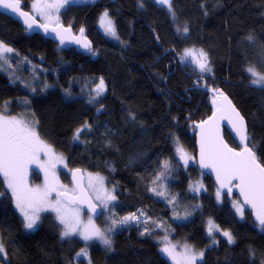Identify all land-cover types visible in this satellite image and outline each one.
I'll use <instances>...</instances> for the list:
<instances>
[{"label":"trees","instance_id":"1","mask_svg":"<svg viewBox=\"0 0 264 264\" xmlns=\"http://www.w3.org/2000/svg\"><path fill=\"white\" fill-rule=\"evenodd\" d=\"M32 1L22 0L23 8L30 11ZM142 4L141 0H97L69 6L62 21L76 32L85 27L94 42L89 51L32 34L0 12V40L40 67L38 87L46 90L33 96L0 71V108L9 102L0 114L38 122L40 136L66 157L69 167L105 176L116 190L120 216L142 210L169 219L175 239L204 252L197 264H264V230L253 221L250 209L240 218L228 196L217 199L210 176L197 165L183 168L176 158L178 145L197 154L196 124L213 113L215 88L228 94L246 118L249 145H256L253 150L264 163V90L252 85L245 71L250 64L264 69L257 54L264 44V0H171V12L150 0ZM104 10L114 19L123 45L99 32ZM174 17L187 26L188 34L175 30ZM250 33L255 44L246 40ZM186 48L203 49L212 71L202 74L182 63ZM88 77L96 81L103 77L108 86L92 103L91 94L79 93ZM129 113H135V121L128 118ZM85 122L92 128L74 140ZM224 134L238 148L226 129ZM162 172L173 195L183 204L199 207L189 221L176 223L168 206L150 193L149 184ZM44 173L34 168L32 183L42 181ZM202 174L207 188L194 194L191 183ZM58 177L69 181L65 172ZM0 192L4 193L0 196V238L7 251L5 264H69L86 247L79 239L63 240L51 215L42 218L37 230L26 229L2 175ZM206 218L218 225L215 235L208 234ZM97 220L108 225L102 216ZM223 231L232 233L234 243L227 242ZM89 252L92 264H173L158 243L141 235L137 225L113 233L110 249L92 244Z\"/></svg>","mask_w":264,"mask_h":264},{"label":"snow or ice","instance_id":"2","mask_svg":"<svg viewBox=\"0 0 264 264\" xmlns=\"http://www.w3.org/2000/svg\"><path fill=\"white\" fill-rule=\"evenodd\" d=\"M69 3V0H58L56 3H48L47 0H36L31 7L37 12L47 23L38 25L43 28L45 33L51 31L60 37V43H65L63 32H70V29L62 31L50 25L54 22L52 16L53 11H59L61 7ZM159 3L167 5L169 11L172 10L171 0H159ZM142 0H141V5ZM0 8L10 10L16 13L19 17H23L27 29H32L37 23L36 18L29 12L22 10V0H0ZM175 16V13L172 12ZM58 23V17L55 18ZM101 25L104 31L116 37V29L113 21L109 18L108 12L105 11L100 18ZM177 31H180L178 28ZM182 31L188 32L187 26H184ZM84 29H80L81 37H83ZM118 38V37H117ZM77 43L84 48H89V42L86 39L72 37ZM246 40L255 44V37L251 33L246 37ZM14 49L9 47L4 41L0 40V61L7 63L6 54L13 53ZM259 66L264 68V44H261L258 49ZM181 60H188L195 64L200 73H210L212 67L209 63L208 54L203 49L186 48L183 50ZM245 71L250 74V83L264 90V72L258 71L255 64H250ZM95 95L89 100V103L96 101L106 91V85L103 77L99 78V83L94 88ZM214 93L212 103L215 106V111L207 120L202 121L199 125L200 132V165L202 168H211L216 173L219 188L217 189V199L221 196V191L227 188L231 194L233 187L236 188L243 201H234V206L237 213L243 217L245 205L250 206L255 214V219L258 221V227L264 230V163L253 150L256 145L251 143L250 136L247 132L244 117L236 110L231 101L227 99L223 92L219 89H212ZM27 103V101H25ZM8 101L4 102L3 108H0V113L7 110ZM101 107H103L101 105ZM99 112L100 109L98 108ZM129 119L135 121V113H129ZM227 119L229 124L235 129L241 143L240 150L229 147L223 140L219 132V122ZM38 122L32 121L28 123L24 119H19L14 116L0 114V175L4 177L7 189L11 190L12 197L15 199L16 207L20 210L24 217V227L33 229L40 219V213L51 209L57 214V218L64 226L61 237H71L74 234L79 235L84 241L98 240L107 248H111L112 240L107 234L117 224H127L129 221L138 220L135 213L122 217L119 220L113 219L112 226L107 231H102L95 225L91 217L87 224H84L80 219V205L87 203L89 210L96 212L97 206L92 203L93 197L89 195V190L95 193L94 199L99 205L107 208L111 201L116 200V197L111 191L104 187V177L99 174L93 176L89 174L87 190L83 187L82 176L80 170L73 171L74 187L67 188L61 185L55 175V165L63 163L64 157L55 154L51 145L44 141L35 125ZM92 125L85 122L76 130L73 139L79 140L81 134L85 130H90ZM181 154V159L187 165L190 157L183 152L182 148L177 149ZM48 157L46 163L40 162V155ZM39 164L45 170V181L43 185L32 187L28 184L29 165ZM168 167L165 162V168ZM164 173L156 179L159 180ZM155 182V181H154ZM199 190V188L195 189ZM155 191V189H153ZM55 193L56 199H52ZM163 194V193H158ZM4 193L0 192V196ZM213 223L209 221L208 234L211 236L214 229ZM148 229L145 228V232ZM145 233H141L144 235ZM222 235L227 238L229 244L234 243V237L231 232L223 231ZM166 239V238H165ZM215 243V241H214ZM162 252L170 256L175 264H197L199 259H202L204 252H194L189 246L185 245L182 253L175 252V246L165 244ZM251 255L255 256V251L249 249ZM86 248H82L76 253L77 257L87 256ZM7 251L3 240L0 239V258H6Z\"/></svg>","mask_w":264,"mask_h":264},{"label":"rangeland","instance_id":"3","mask_svg":"<svg viewBox=\"0 0 264 264\" xmlns=\"http://www.w3.org/2000/svg\"><path fill=\"white\" fill-rule=\"evenodd\" d=\"M96 1L97 0H69V3H67L63 7H61L59 9V11H53L52 16L54 18V22L51 25H58L60 23H63V21H62V13L69 6L92 4V3H95ZM150 1L155 2L158 6H161V7L164 6V7L168 8L167 5H163V4L159 3V0H150ZM34 2H36V0H33L31 2V5ZM47 2L48 3H56V2H58V0H47ZM105 11L108 12L109 18L114 23V27H115L116 33H117L116 37H113V36L107 34L104 31V27L101 25L100 18H101L102 14ZM30 12H32L34 14V16L39 21H41L42 23H47L48 22L44 18H42L37 12H35L32 9L31 6H30ZM56 17H58V21H59L58 23L55 22V18ZM100 18H99V22H98L99 32L102 33L103 35H105L106 38L109 41H111L112 43H114V44H122L123 45L124 43L120 40V36L118 34V31H117L116 23H115L114 19L111 17L109 11L108 10H104L101 13ZM174 20H175V24H176L175 25V30L177 31V29L179 28L180 31H177V32H179L180 34L181 33L182 34H188V32L184 33L182 31V29L184 27L183 26L184 25L183 22H180L175 17H174ZM9 47H11V46H9ZM11 48H13V47H11ZM13 49H14L13 53L6 54V58H7V61H8L7 63H5L4 61H0V71H3L4 73H6L10 77V80H11L12 84L22 85L33 96L41 95L43 93L45 94L46 90H44V88L42 89V88L38 87L39 86L38 84H40L42 82V78H41V75H40V70L37 69L39 66L36 65L35 63H33L32 61H30L29 59L25 58L24 56L20 55L15 48H13ZM181 62L191 65L194 69H197L198 72H199V69L196 67V65L191 63L190 61H188V60L182 61L181 60ZM257 70L261 71V72H264V69L262 70V69L257 68ZM98 83H99L98 80L96 81L95 79H90L89 77L86 78V81H84L82 83V85H81V88H79V91H80L79 93L81 95H83V96H90L89 94H91L90 97L94 96L95 93H94L93 90H94L96 84H98ZM106 87L108 89V86H106ZM14 117H17L19 119H24L23 117H20L18 115L17 116L14 115ZM24 120L27 121L30 124L32 123V120L29 121L27 118H25ZM46 143L49 144L48 142H46ZM178 148H182L183 152L187 155V157H190V159L188 160L187 165H185L184 160L181 159L180 152H178V151L176 152V158H177L179 164L183 168L186 169V168H189L190 165H197V158H196V155L194 154L193 151H190L188 148H185L183 145H178ZM52 149L54 150L55 154L62 155L64 157L63 163H57L55 165V175L58 178V181H59V183L61 185H65V186H67V188L72 189L73 185L71 184V181H70V175H71L72 168L69 167L68 161H67L66 157L63 154H61L60 152L56 151L54 149V147H52ZM47 161H48V157H46L43 154H41L40 155V162L41 163H46ZM37 167L40 168L42 171H45L44 168L39 166V164H31V165H29L27 179H28V184L30 186H32V187H35V186H38V185H43L44 181H45V173H44V178L42 179V181H40L39 183H32V181H31L32 171H33L34 168H37ZM61 172L67 173V176L69 177V181L68 182L62 181L58 177V174L61 173ZM84 172H85L86 177H87L86 186H88L89 174H91L93 176L99 174V173H95V172H90L88 170H84ZM99 175L104 177V187L106 189H108L109 191H111L112 194L116 197V200L111 201L107 208H104L103 206L99 205V203L94 199L96 201V203L103 210V212H102V220L106 221V223H108V225H106V226L102 225L99 222V220L94 218L91 214H88L87 212H85L81 207L79 208L80 219H81V221L84 224H87L89 218L91 217L92 221L95 223V225L97 227H99L102 231H107V229L112 226V220L113 219L119 220L120 218L128 216L129 214H127L125 216H120L118 214V212H117L118 197H117V194H116V190L112 186L108 185L105 176H103L101 174H99ZM157 176H160V174L157 175ZM204 178L205 177L202 174L197 179L193 180V182L191 183V186H190V189H191L192 193L200 194L204 190H206L207 186H206ZM197 188H199L198 191L195 190ZM153 189H155V191H153ZM149 191H150V193L153 196H155L156 199H159V200L163 201L168 206V208L170 209V216L175 220L176 223L189 221L195 215V213L200 211V209H199V207L197 205H192V204L186 205V204H183L178 199V197L176 195H173L167 189V184H166V181L164 179V175L159 180H157L156 178L154 180H152L151 184H149ZM89 192L92 195V197L94 198L95 193H92L90 190H89ZM158 193H163V194L161 195V194H158ZM224 196H226V195L222 194V192H221L220 199L222 198V201L225 198ZM52 199L53 200L56 199L55 193H53ZM234 201H240L241 202V200L239 198L232 197V198H230V204H231V207H232L233 211L240 218L244 219L246 217V215H247L246 214L247 213L246 212L247 208L245 207L244 216L241 217L236 211V208L234 206ZM18 211H19L20 215L22 216V218L24 219V217L21 214L19 209H18ZM135 214L137 215L138 220L129 221V223H127V224H117L112 229L111 232L107 233L110 236L111 240H112L113 233H115L118 229L126 228V227H128L130 225H137L139 227L141 233L143 232V233H145L144 235H147V236L151 237L156 243H158L160 245L161 248H163L165 246V244L174 245L175 246V252L177 254H179V253L183 252L184 246L187 245L194 252H197V253L199 252V251L195 250L191 245H188L187 243H185L183 240L174 238V236H173V233H174L173 232V228H172V226H171V224L169 222V219H166L164 217L151 216V215H148V214L144 213V211H142V210L136 212ZM46 215H51L54 218V221L56 222V224L60 226L61 233H62V231L64 230V226L60 223L59 219L57 218V214L54 211H52L51 209H48L46 211H42L40 213V219L37 221V225L33 229H30V231L31 230L35 231L38 228H40L41 225H42V218L44 216H46ZM209 221H211L213 223V225L216 226V227H214L213 234H212V235H215V233H216V231L218 229V225L215 223V221L212 218H206L205 219V226H206L207 232H208V227H209ZM145 228L148 229L147 232H145ZM72 239H79L80 241L84 242L86 244L85 248H86V251H87L88 254H87V256H80V257L76 256L75 260H74L75 262L73 261L72 263H69V264H80V260L81 259H84V264H92L91 260H90V252H89L90 245L97 244L99 246L106 247L105 245H103L98 240H92V241H87L86 242L79 235H76V234H74L71 237H63V240H66V241H70ZM164 255L166 257H170L166 253H164ZM7 260H8L7 257L6 258H0V264H5L7 262ZM171 260L173 261L172 263L175 264V261L172 258H171Z\"/></svg>","mask_w":264,"mask_h":264},{"label":"water","instance_id":"4","mask_svg":"<svg viewBox=\"0 0 264 264\" xmlns=\"http://www.w3.org/2000/svg\"><path fill=\"white\" fill-rule=\"evenodd\" d=\"M22 10L25 11V12H29L32 16H34V14L26 9L23 8L22 6ZM0 12L1 13H4L10 17H12L13 19L19 21L26 29H27V25L24 23L23 21V17H19L16 13H13L11 12L10 10H6V9H3V8H0ZM35 17V16H34ZM36 18V17H35ZM36 21L37 23L35 25H33V28L32 29H28L32 34H39L43 37H46L50 40H53V41H56L58 43H60V37L57 36L55 33L49 31L47 33H45L44 29L43 28H40L38 25L40 24H44L42 23L41 21H39L37 18H36ZM51 27H56L58 29H60L61 31L63 29H70V32H63L62 31V34L64 35L65 37V43L62 44L64 46H69V47H76L82 51H89V50H92L93 49V46H94V42L92 41V39L90 37H88L86 35V32H85V27L83 26L82 28L84 29V32H83V37H81V34H80V31L79 32H76L72 27L70 26H67L65 25L64 23H60L58 25H50V28ZM72 37H79L81 39H86L87 42H89V45H90V49L89 48H84L81 44H77L73 39ZM61 44V43H60ZM105 81V80H104ZM105 85H106V81H105ZM106 90H107V87H106ZM221 92H223L222 90H220ZM106 92V91H105ZM224 93V92H223ZM214 94V93H213ZM224 95L227 97V99L229 101H231L232 105L235 106L236 110L240 113L241 116H243V114L241 113L240 109H238V107L236 106V104L234 103V101L231 99V97L224 93ZM213 99V98H212ZM214 106V105H213ZM215 106H214V110L213 112L215 111ZM213 114V113H212ZM212 114L210 116H212ZM209 116V117H210ZM208 117V118H209ZM244 117V116H243ZM208 118H206L205 120H207ZM204 120V121H205ZM244 121H245V125H246V128H247V132H248V123H247V120L246 118L244 117ZM201 122L197 123L196 124V146H197V154H196V158H197V166L199 168V170L205 174H207L208 176H210L213 181L215 182V185L217 188H219V182L217 181V178H216V173L211 169V168H202L201 165H200V128H199V125H200ZM225 129L229 132V134L232 136V138L234 139V141L237 143L238 145V148H235L233 146H231L229 144V142L226 140V137H225ZM219 132H220V135L221 137L223 138L224 142L231 148H234L236 149L237 151L240 150V147L242 146L241 143H240V140H239V136L237 135L235 129H233V127L231 126V124H229L228 120L227 119H224V120H221L219 122ZM250 146V145H249ZM251 147V146H250ZM76 169H79L80 170V176H82V184H83V187L87 190V186H86V174L84 172V169L83 168H73L72 171H71V175H70V181H71V184L73 185L74 187V182H73V171L76 170ZM222 194L228 196L229 198H232L234 197V195L236 194L241 202L243 201V198L241 197L239 191L233 187L232 189V192L231 194L228 193V190L227 188L223 189L222 191ZM89 195L92 196L89 192ZM92 203L94 205L97 206V210L95 213L91 212L89 210V207H88V204L87 203H84L82 205H80V207L85 211L87 212L88 214H91L94 218L96 219H100L101 216H102V208L96 203V201L94 200V198L92 199ZM246 208L250 209L251 211V214H252V219L253 221L258 225V221H256L255 219V214L253 212V210L251 209L250 206H247L245 205Z\"/></svg>","mask_w":264,"mask_h":264}]
</instances>
